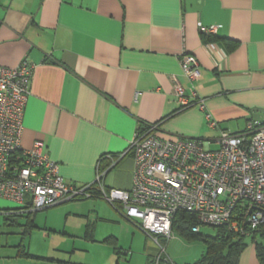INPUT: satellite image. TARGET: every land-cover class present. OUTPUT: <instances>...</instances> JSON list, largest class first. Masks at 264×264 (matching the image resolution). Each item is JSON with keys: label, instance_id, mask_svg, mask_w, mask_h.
<instances>
[{"label": "crops", "instance_id": "1", "mask_svg": "<svg viewBox=\"0 0 264 264\" xmlns=\"http://www.w3.org/2000/svg\"><path fill=\"white\" fill-rule=\"evenodd\" d=\"M199 25H215L216 34L204 37ZM182 53L198 61L193 83L181 71ZM23 60L33 68L20 144L42 140L59 174L76 188L98 185V173L104 187L128 188L129 144L143 126L156 124L153 133L165 139H214L224 130L242 131L248 120H264V0H0V65ZM172 77L187 94L196 92L202 109L197 100L179 108ZM10 202L0 199L10 224L21 229L29 218L35 229L65 233L49 211L37 215L65 202L34 212ZM109 206L111 218L131 220L143 233L134 256L133 244L122 248L118 233L95 237L86 224L89 261L30 251L21 238L10 250L0 246V264H153L157 248L148 234ZM238 264L263 263L253 246L242 249Z\"/></svg>", "mask_w": 264, "mask_h": 264}, {"label": "built area", "instance_id": "2", "mask_svg": "<svg viewBox=\"0 0 264 264\" xmlns=\"http://www.w3.org/2000/svg\"><path fill=\"white\" fill-rule=\"evenodd\" d=\"M204 34L216 33V26L199 25ZM179 65L189 82L200 76L198 61L182 53ZM32 64L23 60L16 67L0 65V199L20 205L18 210L34 212L76 198L93 196L91 185L76 188L59 174L42 140L30 147L20 144L23 112L30 93ZM173 79V93L181 108L201 99L190 88L188 94ZM211 128L216 123L206 113ZM245 132L221 131L214 139L180 137L165 139L153 131L157 125L135 132L130 144L133 154L131 185L126 189L104 187L97 174L98 196L117 208L159 246L153 264L165 255L163 241L173 237L176 213L194 215L192 232L201 225L227 226L245 234L252 229L264 235V120L247 122ZM214 143L216 148L212 149ZM162 239V241L160 240Z\"/></svg>", "mask_w": 264, "mask_h": 264}, {"label": "rangeland", "instance_id": "3", "mask_svg": "<svg viewBox=\"0 0 264 264\" xmlns=\"http://www.w3.org/2000/svg\"><path fill=\"white\" fill-rule=\"evenodd\" d=\"M206 138L207 136L204 139ZM209 138L212 137L209 136ZM211 147L214 149L216 145L212 143ZM94 200L98 203L96 204V210L92 209V201ZM12 204L15 205L16 203L13 202ZM116 205L121 208L120 203H116ZM108 210H112V208L103 198H76L69 202L65 201V203L37 212L40 218V216L45 215V212L49 211L51 218L59 223V228L65 231V233L57 232L56 230L49 231L46 228L40 227L39 229L33 228L24 235L21 233L23 228L20 229V227H17L13 221L10 224L11 220L3 219L2 214H0V246L2 248H8L5 250H10V245L19 243V240L21 241V238H23V243L30 251L37 253L52 252L58 256H70L72 260L89 261L92 252L86 247L93 243L85 235V226L87 224L91 232H94L95 237H103L107 233H118L122 248L128 249L131 243L133 244L130 250L133 251L132 256H134L143 245V233H141L140 229L131 220L128 221L121 217L118 219L111 218ZM112 212L114 211L112 210ZM200 232L204 235L215 236L217 228L209 225H201ZM151 240L153 241V239ZM262 241V235L259 233L256 234L254 239L250 235L244 237L245 248L251 249L255 244H261ZM153 243L157 248L155 254H158L159 246L154 241ZM56 245L60 247L56 248ZM2 248H0V252L4 251ZM204 249L205 244L201 240H189L174 232L173 238L168 239L166 243L165 253L171 258L166 264H184L191 262L198 264L197 261L200 259ZM163 257L167 258L168 256Z\"/></svg>", "mask_w": 264, "mask_h": 264}, {"label": "trees", "instance_id": "4", "mask_svg": "<svg viewBox=\"0 0 264 264\" xmlns=\"http://www.w3.org/2000/svg\"><path fill=\"white\" fill-rule=\"evenodd\" d=\"M199 32H200V30H199ZM200 33L204 37H208V38L211 36H214L216 34V33L215 34H210V33L204 34L203 32H200ZM179 108H181L180 105H179ZM249 121H253V120L251 119V120L246 121L245 126H246L247 122H249ZM208 125H209V122H208ZM216 125H217V123H216ZM148 127L149 126H143L141 129H138V130H141V131L146 130ZM246 130L247 129L244 127V129L242 131L230 132V133L238 134V133L245 132ZM195 138H198V137H195ZM199 139H204V138L199 137ZM91 188L94 189L91 192L93 194V196L88 197V198L99 197L98 196V190H95L97 188H96L94 183L91 185ZM106 189L109 190L110 188H106ZM83 198L84 197H81V199H83ZM68 201H70V200H68ZM110 205L112 206V204H110ZM113 208L117 210L118 207H116V208L113 207ZM194 224H195L194 215L189 213V212L181 211V212L176 213V215L174 216V218L172 220L171 227H172V231L179 234L181 237H184V238L189 239V240L198 239V240H201L202 242H204L205 249H204L200 259L197 261L198 264H238V259H239L240 253L246 245L244 242V237L250 235L254 239V237L258 233V232L253 231L252 229H249L248 233L239 234L237 232L229 230L227 226H212L214 228H217V233L215 236H212V235L210 236V235H204L203 233L200 232V230L198 232H192L191 228ZM33 228H34V225L32 224V221L29 220V218H28L26 220V224H24V226H23L24 233L29 232ZM260 234L262 235L263 241L259 245L255 244L254 248H255L256 256L258 257V260L260 261V263H264V235L262 233H260ZM111 238L112 237H106L104 240L108 241ZM160 240L162 241V239H160ZM163 242L165 244L167 241H163ZM20 249H21L20 251L24 255H26V256L30 255L24 249H22V248H20ZM117 253H119V252H117ZM160 260H164L165 261L164 264L169 262V260L165 257L163 258V256L160 257ZM153 261H154V259H153ZM172 264H174V263H172Z\"/></svg>", "mask_w": 264, "mask_h": 264}]
</instances>
